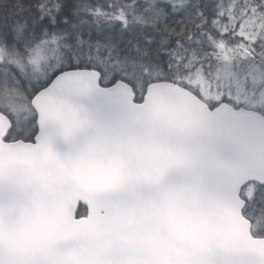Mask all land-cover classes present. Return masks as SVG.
Listing matches in <instances>:
<instances>
[{
  "label": "snow or ice",
  "instance_id": "snow-or-ice-1",
  "mask_svg": "<svg viewBox=\"0 0 264 264\" xmlns=\"http://www.w3.org/2000/svg\"><path fill=\"white\" fill-rule=\"evenodd\" d=\"M0 264H264V0H0Z\"/></svg>",
  "mask_w": 264,
  "mask_h": 264
}]
</instances>
